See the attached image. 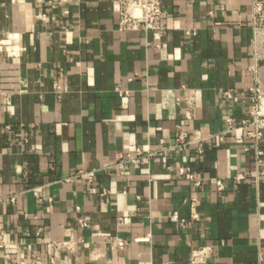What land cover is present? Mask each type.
I'll return each mask as SVG.
<instances>
[{
    "label": "crops",
    "instance_id": "obj_1",
    "mask_svg": "<svg viewBox=\"0 0 264 264\" xmlns=\"http://www.w3.org/2000/svg\"><path fill=\"white\" fill-rule=\"evenodd\" d=\"M116 1L0 0V264H264L252 1L161 0L160 35Z\"/></svg>",
    "mask_w": 264,
    "mask_h": 264
},
{
    "label": "built area",
    "instance_id": "obj_2",
    "mask_svg": "<svg viewBox=\"0 0 264 264\" xmlns=\"http://www.w3.org/2000/svg\"><path fill=\"white\" fill-rule=\"evenodd\" d=\"M64 1V0H62ZM252 1V30L254 34L255 43V58L253 70L258 67L259 61H264V26L258 20L263 13L264 0H251ZM116 6L118 8V17L116 20V30L118 32H149L160 35L162 33V20L163 11L161 7V0H117ZM262 48V50H261ZM259 49L261 51H259ZM253 94L252 109L249 120L243 122L244 127H248L250 130L247 136L255 144L259 142L262 131L264 130V89L259 85L251 90ZM176 146L181 149L186 142L184 141L182 133H180L175 139ZM161 153V150H148L146 152H138L139 157L145 159H151ZM256 162L260 164L261 152L256 151ZM264 174V169L262 170ZM243 179L242 176H236L235 182H239ZM195 185L198 186L199 182L196 181ZM216 187L219 191L223 190V184L221 181H216ZM40 188H32L30 192L37 196ZM15 199L10 198V202L13 203ZM195 216V215H194ZM82 226H85L83 222H80ZM7 231L4 220L0 216V252L6 246ZM114 245L118 248H122L124 242L116 240ZM208 248L194 251L191 255L190 262L197 264L203 262L207 255ZM12 264H27L21 260H16Z\"/></svg>",
    "mask_w": 264,
    "mask_h": 264
}]
</instances>
